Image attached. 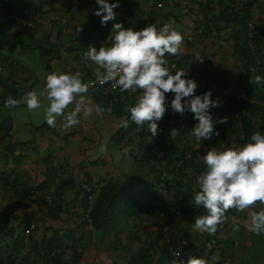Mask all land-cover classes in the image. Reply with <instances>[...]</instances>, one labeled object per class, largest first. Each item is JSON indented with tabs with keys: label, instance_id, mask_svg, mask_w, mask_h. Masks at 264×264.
Wrapping results in <instances>:
<instances>
[{
	"label": "trees",
	"instance_id": "1",
	"mask_svg": "<svg viewBox=\"0 0 264 264\" xmlns=\"http://www.w3.org/2000/svg\"><path fill=\"white\" fill-rule=\"evenodd\" d=\"M57 1L0 0V56L7 48L15 47L11 37L19 41L50 22L48 18L59 12L54 7ZM64 1L71 11L68 12L71 19L72 11L79 7L78 0ZM156 1V9L164 12L161 20L174 17V24H178L182 17L195 18L193 24L196 28L190 38L223 34L225 31V41L232 44L234 54L242 61V86L237 84V90L227 97L225 104L221 101L222 88L214 91L213 97L221 101L220 108L226 109L227 116L228 110H234V106L238 105V112H233L229 119L235 126L238 144L248 142L256 129L249 116L258 109L248 102H264V86L257 87L253 83L255 76H264V0H155V5ZM216 2L219 8L214 7ZM68 3L72 5L69 7ZM131 14L138 17L137 11ZM2 16L14 23L16 32L11 37ZM12 19L19 20V23ZM151 23L150 17L142 22L144 26ZM133 25L138 28L135 21ZM60 26V23L54 24L56 29ZM60 33L64 34L59 29ZM193 41L187 44H193ZM64 47V43L59 42L51 48L38 45L36 49L42 59L53 61L61 60ZM1 60L3 64L0 66L6 72L0 73V108L8 96L18 98L15 90L18 84L16 70L9 61ZM227 75L226 71L219 77V87L223 89L230 88L233 83L228 82L224 88ZM92 94L104 107L109 108L107 98L96 92ZM121 96L116 106L111 108L116 116L126 112L127 104L121 100ZM11 130L12 123L7 126L0 123V186L6 189L12 187L19 200L33 204L34 209L25 216L0 212V264H87L84 259L89 251L91 254L94 252L93 264H179L177 260L187 261L192 256H203L210 262L219 244L225 242L220 237L225 229H217L212 237L193 230L194 218L205 214L202 208L191 203L193 193L198 190L196 177L204 169L193 161L195 155L188 159L185 153L182 154L177 146V138H170L172 128L166 116L159 122L156 137L135 124L127 129L122 128L120 135H117L120 149L125 156L135 159L136 165L144 173L128 176L116 170L113 174L108 173L102 184L89 172L75 176L71 171L50 178L46 172L45 176L49 179L37 181L36 185L27 180L14 185L5 183L8 180L4 176L5 170L10 162L16 161L13 158L14 145L6 143ZM124 148L129 149L127 154ZM52 159L49 155L43 161L33 160L32 163H50ZM163 173L166 174L165 179L162 178ZM146 177L149 179L143 183L142 190L149 195L150 202L144 204L134 197L133 191L135 183L140 186ZM85 184L91 188L90 192L84 188ZM54 189L56 192L53 194ZM68 191L74 192L75 200L82 209L81 223L79 227L74 224V227L62 230L59 225L62 216H72L77 207L66 202L65 194ZM90 197H93L92 203ZM209 244L211 251L208 250ZM69 250L70 259L66 258ZM222 253H225V249Z\"/></svg>",
	"mask_w": 264,
	"mask_h": 264
},
{
	"label": "clouds",
	"instance_id": "2",
	"mask_svg": "<svg viewBox=\"0 0 264 264\" xmlns=\"http://www.w3.org/2000/svg\"><path fill=\"white\" fill-rule=\"evenodd\" d=\"M68 4L69 7L72 5ZM120 6V0L111 3L109 0H95L93 14L100 18L102 27L112 22L111 30L99 49L90 44L81 56L82 61L90 62L89 67L95 66L100 84H110L121 94L139 93L134 94L138 95L134 104L125 106L128 115L121 117L119 127L127 129L135 124L156 137L159 122L170 108L181 116L192 114L195 123L186 135L195 138L199 147L203 141L218 137L219 132L214 125L226 124L227 118L214 120L212 109L222 106V98V103L218 98L213 99L211 90L197 95L196 80L188 78V72L183 69H177L176 57L183 51L184 36L168 23L160 27L148 24L139 30L125 28L123 23L116 22L115 9ZM67 15L70 17V13ZM64 26L67 27L65 32L72 31L68 20ZM188 41L192 40L188 38ZM196 59L203 62L199 54ZM253 83L257 87L264 86V76H255ZM237 84L233 82L230 88L222 90L223 95L226 94L225 103L228 96L234 95ZM89 87L80 71L51 72L46 75L39 95L36 89H32L26 91L21 100L8 96L3 107L15 109L23 103L29 112L43 108L44 122L50 128H55L60 118L62 127L67 130L79 125L81 117H88L93 111L98 115L111 113L110 107L105 109L96 105L93 108L90 105ZM232 87L235 90L231 91ZM169 93L173 94V98L166 104ZM41 97L46 98V106ZM70 105L74 106L69 110ZM177 134L176 128L169 133L171 139ZM123 151L127 154L129 149L124 148ZM200 159L205 167L196 177L198 190L193 193L191 203L202 208L205 214L194 218L193 230L214 235L217 226L227 219L228 210L235 209L237 213L249 210L250 231L255 235L264 234V133L257 130L248 142L222 151L216 146L205 147ZM257 202L261 206L258 211L253 208ZM233 230L238 231L239 226L233 225ZM208 250L211 251V244ZM70 257L69 250L66 258ZM217 259L218 255L213 254L211 260L214 262ZM179 264H209V261L203 256H192L187 261H179Z\"/></svg>",
	"mask_w": 264,
	"mask_h": 264
},
{
	"label": "rangeland",
	"instance_id": "3",
	"mask_svg": "<svg viewBox=\"0 0 264 264\" xmlns=\"http://www.w3.org/2000/svg\"><path fill=\"white\" fill-rule=\"evenodd\" d=\"M43 1L47 2L48 0ZM109 2L111 3L112 1L109 0ZM144 2H146L145 16L148 17L146 19H149L150 11H152L150 9H155L158 5L157 3L155 5L154 0H142V3ZM227 2H231V0H227ZM78 4L80 8L72 11L71 19L67 15L68 12H71L67 5L66 9H59L58 15H52L48 18L51 22L46 23V25L48 24L51 26L56 23L61 24L60 28H57L54 31L52 27V30L46 29L45 32L49 34V37H36L37 39L34 40L26 37L19 41H15L14 38L11 37V42L14 43L15 49L10 54L9 60L11 63L9 64L21 69L18 84L15 85V90L18 94L17 100H21L24 93L32 89H36L37 94L39 95L46 75L51 72L60 73L80 71L84 82L95 74L94 69L89 67L87 62L81 60V56L82 53L87 51V47L90 44L95 45L97 49H99L101 42L106 41L108 37L112 22H109L106 27H102L100 25V18L92 13L91 16H93V18L89 24H86L84 27L78 25L79 21L84 16L83 9L90 11L93 8L92 3L91 9L85 8L84 5L81 4V0H78ZM120 5L119 8L115 9L117 12V23H123L125 28L133 27L136 30L145 27L144 24H142V26L138 25V28L133 25L134 21L136 24L138 23V17L144 13L139 14L137 12L138 17H134V14L130 13V15H128L126 13L127 10L123 3ZM165 10H167V8ZM163 15L164 12L159 9L154 11L153 16L156 17V19L152 20L151 24L160 27V22L164 21L161 20ZM57 17L59 18L54 20ZM1 19L2 22L6 23L5 29H7V32H10L11 28H15L9 18L2 16ZM66 20H70L72 31L69 33L64 31L65 28H67L64 26ZM73 20L75 23L72 22ZM169 20L174 22L176 19L172 17ZM59 29L64 34L60 33L58 35ZM175 30H177V28ZM80 37H83V39L79 40ZM35 40L39 41V44H43L42 46L45 48H51L54 44L59 42L64 43L71 40L76 43L77 49H73L71 46H66L62 52L63 59L49 61L42 59L40 52L36 49L37 42ZM23 46L29 48H24ZM11 50L12 49L9 50V48H7L4 52H6L7 55ZM67 54L69 55L68 59L65 58ZM0 64H3L1 59ZM89 71L93 73L88 75L87 72ZM137 97L138 96H136V98ZM136 98L133 99L135 100ZM41 100L43 101L44 106H46V98L41 97ZM88 100L93 108H95L96 105L103 106L100 100L94 98L91 91H89ZM73 106L74 105H70L69 110ZM104 108L107 109L106 107ZM120 119L121 117H116L112 111L110 114L104 112L99 115L93 111L88 117L82 116L79 125L65 130L62 127L60 118H58L57 126L55 128H50L44 122L43 108L29 112L26 110L23 103L18 105L15 109H5L3 106L0 108L1 125L7 126L9 123H12L13 126L11 136L6 137V143L14 145L13 158L16 159L15 163L18 162V158L36 160L38 157L46 158L49 155L53 157L57 155H65L68 158H62L63 162H67L60 167L61 173L64 171H71L79 176L83 172L91 173L96 169L99 172L101 169V171L110 174H113L114 171L118 170L123 175H126L127 173L128 176H139L144 173L143 170L136 165L135 159L130 156H125L120 149L121 143L116 137L117 135H120L122 130V128L119 127ZM75 152L78 163L72 160ZM81 157L83 163H80ZM70 162H73L72 168L69 167ZM41 166L42 168L45 167L44 164ZM148 179L149 178L146 177L142 180L140 186L138 183H135L136 187L133 191L134 197L144 204L150 202L149 195L142 190V186H144L143 183H147ZM260 207L259 202L253 206L254 210L257 211ZM250 219V212L249 210H246L238 216V231L233 230V225L235 224L232 223L230 226L231 228L228 230L229 234H221L220 237L223 241H225L224 239L229 238V235L232 238L233 245H228L227 248L225 247L224 258L228 260L227 264H264V234L255 235L250 231Z\"/></svg>",
	"mask_w": 264,
	"mask_h": 264
},
{
	"label": "crops",
	"instance_id": "4",
	"mask_svg": "<svg viewBox=\"0 0 264 264\" xmlns=\"http://www.w3.org/2000/svg\"><path fill=\"white\" fill-rule=\"evenodd\" d=\"M95 0H81V4L84 5L85 8L91 9V3L93 5V8L90 11L84 10V16L82 19L79 21L78 25H82L83 27L86 24H89L92 21L93 16H91L92 13H94L95 9ZM155 1V0H154ZM240 1V0H239ZM237 0V2H239ZM123 5L125 6V9L127 10L128 13H132V11H137L139 14L144 13L143 15L138 17V23L137 25L141 26L142 22L148 18L145 16L146 11H145V4L146 2L142 3V0H122ZM157 3V1H156ZM54 7L56 9H61L64 10L66 9V1H61L58 0L55 2ZM214 7L219 8V6L216 4ZM80 8V6L78 7ZM150 19L155 20L156 17L153 16L154 11H157V9H150ZM58 15V14H57ZM59 17L55 18L54 20H57ZM53 20V21H54ZM148 20V19H146ZM145 20V21H146ZM195 21V18L191 17H185L181 18V22L178 24H174L171 20H164L160 22V26H162L165 23H170L173 28H177V31H179L184 38L188 36L190 38L191 34L193 33V30H195V25L193 22ZM51 22V21H50ZM72 22L75 23L73 20ZM11 23H13L11 21ZM14 24V23H13ZM51 24V23H49ZM59 25V23H57ZM36 28L32 34H27L23 36V38L29 37L34 39H37L36 37L39 38H46L49 37V34L46 33V29L52 30L53 31L56 29L54 27V24L49 26L48 24L45 26ZM52 27V29H51ZM10 28V27H8ZM16 32L15 28H11L10 32H8V36L14 35ZM59 35V33H58ZM225 31L223 34H218L214 33L213 35H202L200 37H193L190 38L194 42L193 44H187L188 41L186 38L184 39V44H183V51L182 53L177 57V62L178 66L177 69H183L186 73L188 72V78H194L197 82L198 88L196 91V94H202L208 90H211L212 93L218 89L223 90V87H219V84L221 81H219V77L223 72H228V78L226 79V85L228 82H238V85L241 87L242 82L241 79L243 77L244 69L242 65V61L240 58H238L234 54V49L233 46L230 42L225 41L224 39ZM197 37V39H195ZM83 37H80L79 40H82ZM36 41V40H35ZM37 42L38 45H43L39 44V41ZM65 47L66 46H71L73 49H77L76 43L72 42L71 40H68L64 42ZM24 48H29L25 47ZM64 47V48H65ZM15 49V47L9 51V53L3 52L2 55L0 56V59H5L6 61H9L8 63H11L9 60L10 54L12 51ZM64 50V49H63ZM69 54V53H68ZM66 55L65 58L68 59L69 55ZM197 54H199V57L203 59V62H198L196 57ZM62 59H63V53H62ZM90 62H87V65H89ZM14 67V66H13ZM16 70V79L17 82L19 81V77L21 74V69H18L14 67ZM91 68L94 69L95 71V66L93 65ZM176 69H173L175 71ZM88 75H91L93 72H87ZM213 74V75H212ZM96 75L93 74L91 77H94ZM90 91V90H89ZM91 96V95H90ZM138 95L134 94H129V93H124L121 96V100L123 99L124 102L127 105H132L135 103L136 99L134 100L133 98H136ZM173 98V94L169 93L167 94L166 98V104L170 103L171 99ZM214 99V97L212 96ZM236 98V97H234ZM250 106L256 105L258 109L251 112V115L249 116L250 118L253 119V123L255 124V131L259 130L262 133H264V103L263 102H253L249 101L248 102ZM238 105L234 106V110L230 108L229 114L227 116V111L224 108H215L212 109V114L215 119L218 118H227V123L226 124H216L215 129L219 132L218 137H213L212 140L210 141H203L201 147H199V144L195 141V138L186 135L188 130L193 126L195 121L192 119V114L185 113L183 116L173 113L172 110L169 108L164 117L166 116L167 122L169 126L173 129L176 128L178 129V134L175 138L177 142V146L180 147L182 150V154H186V157L189 159L191 156L195 155V159L193 160L196 162V164H199L200 166L203 167L204 169V164L202 160L200 159V156L204 154L205 147H217V150H224L226 148L230 147H236L239 146L238 144V135L235 129V126H233V123L230 121V116L233 115V112H238ZM263 109V110H262ZM261 112L263 113V118L261 117ZM128 115L127 112L122 113L121 116H116V117H126ZM13 130V126H12ZM11 130V134H12ZM117 137V136H116ZM49 157V156H47ZM53 159L51 160L50 163H32L33 159H21L20 162H10L9 166L5 170L4 176L8 179L5 183H10L11 185L18 184L19 181L21 180H27L30 182L32 185H36L37 181H42L44 179L48 180L50 177L57 176V175H63L67 172L70 171H64L61 173L60 167L63 164H66L67 161L63 162L62 158H68L65 155H57V156H51ZM39 158V159H38ZM36 160L38 161H43L45 158L38 157ZM35 160V161H36ZM76 163H78L76 152L74 153L73 159ZM80 163H83V159L81 157ZM33 164V165H32ZM42 164L45 165L44 168H42ZM73 162H70L69 167H73ZM128 170V168H127ZM59 171V172H58ZM48 172L49 178L45 176V173ZM120 172V171H119ZM44 173V174H43ZM93 174V177L95 178L96 181H98L100 184L103 183V180L107 178L108 173L105 171L100 172L96 169L91 172ZM75 176H77L75 174ZM115 176V175H114ZM20 179L16 181V179ZM4 183V181H3ZM4 186V185H3ZM55 187V186H54ZM56 192V189L52 190V193L54 194ZM65 200L72 206L77 205L76 209L74 210L75 214H73L71 217V220H69V215L64 214L62 216V220L60 221V229L66 230L68 227H74L76 224V227H79L81 223L80 215L82 213V209H80L79 203L77 200H75L74 197V192L73 191H68L65 194ZM20 201L21 203H19ZM79 206V207H78ZM34 209L33 204H26L24 201L19 200L17 193L13 191V188H4L0 186V212H12L17 215L25 216L27 213L32 212ZM246 211V210H245ZM244 211V212H245ZM242 212V213H244ZM241 213H237L235 209H232L231 211L228 210L226 213L227 219L225 220L224 223L220 224L217 226V229L223 231L224 234H229L228 230L231 228V224L234 223L237 225L238 221V216H240ZM210 236V235H209ZM214 235H211L212 237ZM220 240V239H219ZM222 240V239H221ZM225 242L227 240V243L222 242L219 244V247L216 249L215 254L218 255V259L216 261L210 260L209 264H227V259L224 258V254L222 253V250L227 248L228 245H233L232 243V238L229 235V238L224 239ZM223 241V240H222ZM94 253V252H93ZM93 253L91 254V251L88 252L86 258L84 259V262H87V264H93Z\"/></svg>",
	"mask_w": 264,
	"mask_h": 264
},
{
	"label": "built area",
	"instance_id": "5",
	"mask_svg": "<svg viewBox=\"0 0 264 264\" xmlns=\"http://www.w3.org/2000/svg\"><path fill=\"white\" fill-rule=\"evenodd\" d=\"M0 9H2V5H0ZM15 23L18 24L19 23V20L15 21ZM5 72L6 71H4V67L3 66H0V73L3 74ZM85 82L89 84V86H90L89 87V90H91L92 93L93 92H96V93L101 94L103 97L107 98V102H108V105H109L110 108H113V107L116 106V104L119 101V96L121 94L118 89L117 90H113L111 88V85L110 84H100L97 81L96 75L94 77L90 78V79H87ZM232 90H235V87H232L231 91ZM132 94H139V93H132ZM225 99H226V94H224L222 96L223 104H225ZM165 177H166V174L163 173L162 174V178L165 179ZM83 182L85 183V179H83ZM84 188L86 189L87 192H90L91 191V188H89L86 184H85V187ZM92 200H93V197H90L91 203H92ZM176 257H178V256L176 255ZM181 260H183V259L177 260V262L179 263V261H181Z\"/></svg>",
	"mask_w": 264,
	"mask_h": 264
}]
</instances>
